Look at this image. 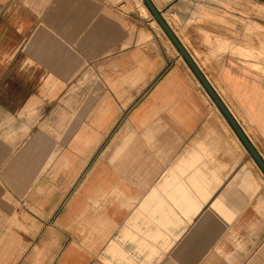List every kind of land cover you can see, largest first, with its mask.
<instances>
[{
    "label": "crops",
    "instance_id": "0c3cea01",
    "mask_svg": "<svg viewBox=\"0 0 264 264\" xmlns=\"http://www.w3.org/2000/svg\"><path fill=\"white\" fill-rule=\"evenodd\" d=\"M120 1L0 0V264H264L263 171L150 11ZM152 1L264 160V71L229 54L261 49L234 40L249 12ZM93 74L107 92L75 140L25 139Z\"/></svg>",
    "mask_w": 264,
    "mask_h": 264
},
{
    "label": "rangeland",
    "instance_id": "374dc122",
    "mask_svg": "<svg viewBox=\"0 0 264 264\" xmlns=\"http://www.w3.org/2000/svg\"><path fill=\"white\" fill-rule=\"evenodd\" d=\"M246 4L242 2V0H234V11H240V12H249V15L246 16L247 18L240 19L238 22V26L241 27L242 23H244V27L246 28V31L250 34L248 36H235L234 40L238 42H243L244 37L245 39L250 41L251 44H259V48H261L259 51L252 53L249 56L242 55L241 54H235V52H229V54H233L235 56H238L241 58V60H251L254 61L255 64L252 66L258 69H261V72L264 71V20L260 22L255 18L256 17H264V3L259 2L258 0H245ZM122 5L126 3V7L123 5L124 8L129 9L132 7L131 4H135L137 8L141 11V13L146 14L148 13V8L143 3L142 0H121ZM128 4V5H127ZM152 15V14H149ZM153 17V16H152ZM174 27L178 32L180 30L178 29V21L173 19ZM235 22V27L236 26ZM155 27L158 29H162L159 27L157 23L154 22ZM163 30V29H162ZM165 33V32H164ZM256 33V35H253ZM236 34V33H235ZM252 34V35H251ZM172 43V42H171ZM172 49H174L172 47ZM227 53V52H226ZM199 56V53H195ZM262 55V56H261ZM247 57V58H246ZM200 60V57H197ZM243 58V59H242ZM252 58V59H251ZM260 71V70H259ZM100 80V82H97ZM122 87V86H121ZM98 91H102L98 93ZM106 91L105 83L103 82V78H99L96 74L90 75L83 79L81 82L73 84V86L69 89L68 97L69 99L65 100H59L57 102V109L56 112L57 115L52 116H41V117H34L35 118V128L37 130L34 131H23V135L25 139L31 140L30 136L36 137L35 140L40 139V150L41 152H46L49 148L47 147L50 143H54L55 140L57 143L61 144L64 143L66 139H68L72 134L73 137L71 139L75 140L76 135V129L78 127V122L81 121V116L78 114L83 111V108H92L94 104H96L99 101L98 96L102 95ZM112 91V90H111ZM122 91H124V87H122ZM107 92V91H106ZM81 97L80 99L78 97ZM89 96V97H88ZM94 97V98H91ZM83 97V98H82ZM66 117V118H65ZM118 120L113 126L112 130L107 133L105 137L101 139L99 144L95 146L90 154L91 159H95L96 156L100 154L104 155H110L112 154V143H109L110 138L112 137V134L114 130L116 129L117 125L122 122V119L124 116H117ZM65 118V119H64ZM80 126V125H79ZM13 130L10 129L7 132V137H12ZM81 134V133H78ZM28 143V142H27ZM109 147L111 148L109 150ZM59 148V152H60ZM75 155V153H74ZM76 156V155H75Z\"/></svg>",
    "mask_w": 264,
    "mask_h": 264
},
{
    "label": "water",
    "instance_id": "95a60500",
    "mask_svg": "<svg viewBox=\"0 0 264 264\" xmlns=\"http://www.w3.org/2000/svg\"><path fill=\"white\" fill-rule=\"evenodd\" d=\"M264 173V160L152 0H142Z\"/></svg>",
    "mask_w": 264,
    "mask_h": 264
},
{
    "label": "bare ground",
    "instance_id": "6f19581e",
    "mask_svg": "<svg viewBox=\"0 0 264 264\" xmlns=\"http://www.w3.org/2000/svg\"><path fill=\"white\" fill-rule=\"evenodd\" d=\"M144 3V2H143ZM147 7V6H146ZM155 19V18H154ZM156 20V19H155ZM236 51V50H235ZM237 52V51H236ZM243 52V51H242ZM244 52L246 53V51L244 50ZM248 53V52H247ZM241 53H239V55H240ZM250 55V54H249ZM242 56V55H241ZM238 57V56H237ZM243 57V56H242ZM247 58V57H246ZM243 59V58H242ZM252 59V58H251ZM241 155V154H240ZM108 164V163H107ZM107 192V191H106ZM160 196V195H159ZM160 199H162V198H160ZM160 202V201H159ZM166 202V201H165ZM123 203V202H122ZM155 204V203H154ZM175 204V203H174ZM173 206V205H172Z\"/></svg>",
    "mask_w": 264,
    "mask_h": 264
}]
</instances>
